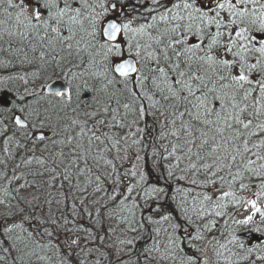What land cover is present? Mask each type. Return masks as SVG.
Instances as JSON below:
<instances>
[{
    "label": "snow or ice",
    "instance_id": "1",
    "mask_svg": "<svg viewBox=\"0 0 264 264\" xmlns=\"http://www.w3.org/2000/svg\"><path fill=\"white\" fill-rule=\"evenodd\" d=\"M0 264H264V0H0Z\"/></svg>",
    "mask_w": 264,
    "mask_h": 264
}]
</instances>
